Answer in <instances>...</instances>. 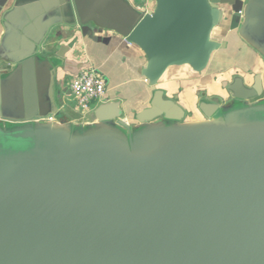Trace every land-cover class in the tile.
Instances as JSON below:
<instances>
[{
  "label": "water",
  "instance_id": "1",
  "mask_svg": "<svg viewBox=\"0 0 264 264\" xmlns=\"http://www.w3.org/2000/svg\"><path fill=\"white\" fill-rule=\"evenodd\" d=\"M223 19L218 0H155L127 30L153 88L134 123L119 101L94 121L0 117V264H264L260 77L223 82L198 120L160 86L208 69Z\"/></svg>",
  "mask_w": 264,
  "mask_h": 264
},
{
  "label": "crops",
  "instance_id": "2",
  "mask_svg": "<svg viewBox=\"0 0 264 264\" xmlns=\"http://www.w3.org/2000/svg\"><path fill=\"white\" fill-rule=\"evenodd\" d=\"M218 4L224 19L213 36L227 43L223 51L238 50L254 67L255 71L247 72L249 77L235 76L243 77L248 86L259 76L264 89V43L251 39L264 35V0L254 7L250 0ZM152 8L146 0H0V117L94 121L101 103L119 101L122 118L134 123L135 116L150 106L153 88L141 73L147 58L126 33ZM250 14L252 20L247 19ZM182 68L189 67L169 71ZM87 69L101 75L106 94L84 114L71 83ZM160 86L167 96L177 97L190 115L172 79Z\"/></svg>",
  "mask_w": 264,
  "mask_h": 264
},
{
  "label": "rangeland",
  "instance_id": "3",
  "mask_svg": "<svg viewBox=\"0 0 264 264\" xmlns=\"http://www.w3.org/2000/svg\"><path fill=\"white\" fill-rule=\"evenodd\" d=\"M223 1L218 0V3ZM242 66L246 68L249 66L250 68L248 67L249 69L246 70ZM253 69L254 67H251L247 59L238 50H219L213 55L208 69L204 72L195 73L190 68L174 70V73L168 71L160 84H165L167 80L171 82L172 79L176 94L181 99L184 97V102L189 108L190 115L187 120H198L203 118L197 108L201 101H210L212 98H221L224 94L227 95L228 92L223 87V82H231L238 73L246 75L249 71H255ZM172 74L173 76H171ZM248 75L246 76L249 77Z\"/></svg>",
  "mask_w": 264,
  "mask_h": 264
},
{
  "label": "built area",
  "instance_id": "4",
  "mask_svg": "<svg viewBox=\"0 0 264 264\" xmlns=\"http://www.w3.org/2000/svg\"><path fill=\"white\" fill-rule=\"evenodd\" d=\"M155 6V0H146ZM71 90L77 98L78 108L84 114L92 109V104L105 97L106 84L104 79L94 69L82 71L71 83ZM54 120L53 117L48 118Z\"/></svg>",
  "mask_w": 264,
  "mask_h": 264
},
{
  "label": "flooded vegetation",
  "instance_id": "5",
  "mask_svg": "<svg viewBox=\"0 0 264 264\" xmlns=\"http://www.w3.org/2000/svg\"><path fill=\"white\" fill-rule=\"evenodd\" d=\"M222 85H223V87L226 86L224 83H223ZM229 97H230L229 94H227V95L222 96L220 99H221L222 101H224V100H228ZM261 97H264V94H263V96H261Z\"/></svg>",
  "mask_w": 264,
  "mask_h": 264
},
{
  "label": "bare ground",
  "instance_id": "6",
  "mask_svg": "<svg viewBox=\"0 0 264 264\" xmlns=\"http://www.w3.org/2000/svg\"><path fill=\"white\" fill-rule=\"evenodd\" d=\"M166 74H167V73H166ZM224 95H226V94H224ZM224 95H223V96H224Z\"/></svg>",
  "mask_w": 264,
  "mask_h": 264
}]
</instances>
